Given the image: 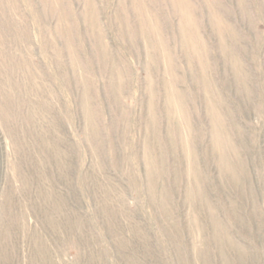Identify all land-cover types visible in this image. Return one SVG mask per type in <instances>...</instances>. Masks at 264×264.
<instances>
[{"label":"rangeland","instance_id":"374dc122","mask_svg":"<svg viewBox=\"0 0 264 264\" xmlns=\"http://www.w3.org/2000/svg\"><path fill=\"white\" fill-rule=\"evenodd\" d=\"M0 264H264V0H0Z\"/></svg>","mask_w":264,"mask_h":264}]
</instances>
